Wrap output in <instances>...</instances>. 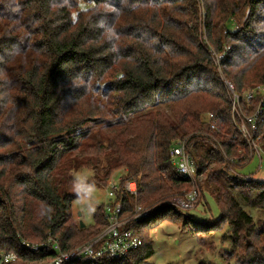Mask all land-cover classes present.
Wrapping results in <instances>:
<instances>
[{
    "label": "trees",
    "instance_id": "obj_1",
    "mask_svg": "<svg viewBox=\"0 0 264 264\" xmlns=\"http://www.w3.org/2000/svg\"><path fill=\"white\" fill-rule=\"evenodd\" d=\"M225 80L240 94L264 84V0H0V250L17 251L10 264L54 254L20 248L19 236L70 250L105 228L102 207L92 224L73 220L70 185L82 168L99 184L116 171L136 180L139 196L119 199L126 212H152L138 227L142 249L71 264L141 262L152 252L151 219L172 214L169 202L192 186L171 161L183 139L238 264H264V224L245 209L264 208V181L232 175L223 156L248 150ZM257 135L264 146V104Z\"/></svg>",
    "mask_w": 264,
    "mask_h": 264
},
{
    "label": "built area",
    "instance_id": "obj_2",
    "mask_svg": "<svg viewBox=\"0 0 264 264\" xmlns=\"http://www.w3.org/2000/svg\"><path fill=\"white\" fill-rule=\"evenodd\" d=\"M226 87L229 90L232 103L231 119L233 125L248 148L245 152L239 151L241 158L229 157L226 153H223L226 166L231 167L230 173L232 172V174L238 176L234 173L235 167L247 165L256 155L260 158L261 164L259 168L262 166L261 153L263 145L259 142L260 138L257 133L262 105L264 104V84H258L243 94L237 92L234 84L230 82H226ZM257 98L260 99L259 105L251 111L248 110ZM208 121L212 124V128H217V121L213 114L209 115ZM213 145L220 151L218 148L220 143L213 142ZM192 148L193 145L183 139L175 143L170 152L171 161L177 172L192 184L191 188L182 196L169 202V204L181 211L192 210L202 195V188L197 178V163L192 156ZM106 190L110 202L107 211L104 209L107 224L90 241L73 249L63 250L59 241L55 238H48L44 242L34 243L19 236L20 248H24L29 252L53 251L52 257L41 264H71L83 261L105 263L108 260H118L131 255L143 245V239L138 233V227L143 219L150 216L152 209L143 207L142 204H137L133 212L126 217L125 205L119 199V196L126 193L131 197L137 198L140 193V186L136 180L123 181L122 176H119L109 181ZM17 259V251L0 250V264H10Z\"/></svg>",
    "mask_w": 264,
    "mask_h": 264
},
{
    "label": "rangeland",
    "instance_id": "obj_3",
    "mask_svg": "<svg viewBox=\"0 0 264 264\" xmlns=\"http://www.w3.org/2000/svg\"><path fill=\"white\" fill-rule=\"evenodd\" d=\"M202 11L203 6L201 2L200 13ZM222 78L225 79L224 76ZM226 82L230 81L225 80V85ZM162 109L166 114L170 115L167 109ZM89 125L95 126L96 123H90ZM214 148L218 150L216 147ZM218 148L220 149V145H218ZM262 148V166L259 168L261 164L260 158L256 155L247 165L235 167L234 173L238 177L264 181V146ZM5 152L7 150L0 147V155H3ZM226 167L228 171L231 169L229 166ZM77 173L82 176L81 181L77 180V176L75 175ZM95 174L96 172L93 168H82L78 171H73L74 179L70 185V190L75 194H77L75 190L76 185L80 182H83L85 186L91 185L94 187L87 203L81 199L83 193L77 194L76 199L73 201V220L77 223L83 221L86 224L85 226L93 223L94 214L99 207H102V210L99 211L103 212L104 209L107 211V207L110 204L106 190L108 183L99 184L94 179ZM116 175L119 177L118 171L112 175L110 180L115 179ZM143 207L148 208L145 205ZM245 209L254 217L257 225L264 224V208L255 209L247 207ZM133 210L127 212L126 217ZM220 215L221 210L215 198L202 189V195L192 210L181 211L174 207L172 214L157 217L163 219H159L158 221L156 220L157 218L151 219L149 225H147L146 233L149 236V242L151 241L152 252L138 264H238L231 240L225 237L229 232L228 224L220 222Z\"/></svg>",
    "mask_w": 264,
    "mask_h": 264
},
{
    "label": "clouds",
    "instance_id": "obj_4",
    "mask_svg": "<svg viewBox=\"0 0 264 264\" xmlns=\"http://www.w3.org/2000/svg\"><path fill=\"white\" fill-rule=\"evenodd\" d=\"M77 176V180L81 181V175L80 174H75ZM75 190L77 191V194L80 195L83 193L81 196V199L84 200L86 203L88 202V199L90 198V194L93 192L94 187L91 185L85 186L83 182H80L76 185ZM51 211V209H49Z\"/></svg>",
    "mask_w": 264,
    "mask_h": 264
},
{
    "label": "water",
    "instance_id": "obj_5",
    "mask_svg": "<svg viewBox=\"0 0 264 264\" xmlns=\"http://www.w3.org/2000/svg\"><path fill=\"white\" fill-rule=\"evenodd\" d=\"M80 224H81V227H85L86 225L83 221H81Z\"/></svg>",
    "mask_w": 264,
    "mask_h": 264
}]
</instances>
